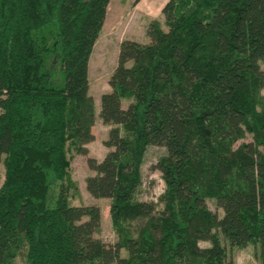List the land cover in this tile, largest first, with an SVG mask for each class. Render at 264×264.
Masks as SVG:
<instances>
[{"label": "trees", "instance_id": "trees-1", "mask_svg": "<svg viewBox=\"0 0 264 264\" xmlns=\"http://www.w3.org/2000/svg\"><path fill=\"white\" fill-rule=\"evenodd\" d=\"M108 1L0 0V264H233L223 241L264 264V0H166L147 41H119L99 96L108 150L84 180L109 199L113 243L92 235L96 205L70 204L66 151L93 138L87 62ZM149 145L164 148L159 207L136 197Z\"/></svg>", "mask_w": 264, "mask_h": 264}, {"label": "rangeland", "instance_id": "rangeland-1", "mask_svg": "<svg viewBox=\"0 0 264 264\" xmlns=\"http://www.w3.org/2000/svg\"><path fill=\"white\" fill-rule=\"evenodd\" d=\"M130 2H124L123 9L129 6ZM111 4L106 11L104 25L100 30L88 57L87 62V79L88 93L92 97L94 103V121L90 127L92 140L85 143L87 148L86 155L77 154L73 149H67L66 154L69 159V175L76 183L77 190L74 196H69V202L72 205H96L100 212L99 227L92 235L99 238L106 244H111L115 240V235L110 225L108 215V198L92 197L85 189L84 180L86 176L92 174V171L87 167L85 159L87 156L94 157L99 160L108 150L103 145V140L106 138V133L109 125L101 123L98 117L99 96L101 93L109 90L107 83L108 77L116 64V53L118 43L121 39L129 37L126 34L131 32V35L140 38V23L133 24L131 15L123 14L113 19V25H109L111 18ZM115 22V23H114ZM132 24V25H131ZM137 38V39H138ZM142 42L143 40H139ZM260 68L264 70V62L260 63ZM51 85L61 87L63 85V76L57 65L51 67ZM260 92L264 94V87ZM127 100H122L121 105L124 107ZM250 140V136L246 135L242 140L237 141L236 146L241 141ZM264 152V148H260ZM164 153V148L156 145L146 147L142 162L140 165V185L136 192V197L139 200L152 201L157 207L160 206L159 196L163 191L164 185L160 178V172L154 168V164L159 156ZM0 176H2V165L0 164ZM205 204L209 210L221 215V209L215 205L213 199H206ZM142 220H134L133 226L141 223ZM199 245H207L206 242L200 241ZM223 245L228 257L233 264H259L257 246L247 244L242 248H235L223 241ZM125 251L120 250V255H124ZM15 264H25L22 256L18 255L15 258ZM107 264H114L113 262Z\"/></svg>", "mask_w": 264, "mask_h": 264}, {"label": "crops", "instance_id": "crops-1", "mask_svg": "<svg viewBox=\"0 0 264 264\" xmlns=\"http://www.w3.org/2000/svg\"><path fill=\"white\" fill-rule=\"evenodd\" d=\"M165 1L166 0H109L106 8L107 11L108 6L111 4L112 19L110 20L109 25H113V19H115V17L117 18L120 15L129 14L132 17L131 20L133 24H136V22L140 23V38L133 36L131 35V32H128L126 35L129 37H125L123 39H132L136 41L139 39L143 40L142 42H145L147 41V37L145 35V26L150 19H157L159 22H162V14L160 9ZM124 2H130L128 3L129 6L126 7L125 11L123 9ZM104 21L102 27L104 25Z\"/></svg>", "mask_w": 264, "mask_h": 264}]
</instances>
